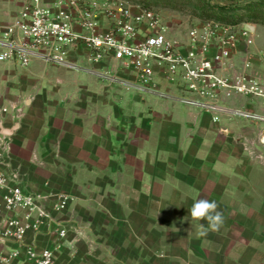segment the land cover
Returning <instances> with one entry per match:
<instances>
[{
	"label": "crops",
	"instance_id": "obj_1",
	"mask_svg": "<svg viewBox=\"0 0 264 264\" xmlns=\"http://www.w3.org/2000/svg\"><path fill=\"white\" fill-rule=\"evenodd\" d=\"M161 20L171 38L187 42V32L174 33ZM69 58L103 77L41 60L26 67L4 62L19 67L6 108L16 104L20 113L13 120L8 110L0 125L14 127L13 165L24 185L71 194L63 218H85L91 226L95 218L110 227L120 222L113 231L123 243L135 241L153 260L147 264H155L160 239L165 264H264V164L244 150L264 135V123L226 114L215 122L198 108L138 89L130 84L134 73L110 55L90 63L84 50H74ZM156 87L180 93L160 77ZM227 104L264 111L243 96ZM200 198L215 201L224 216L220 230L204 237L197 232L207 222L189 212Z\"/></svg>",
	"mask_w": 264,
	"mask_h": 264
},
{
	"label": "built area",
	"instance_id": "obj_2",
	"mask_svg": "<svg viewBox=\"0 0 264 264\" xmlns=\"http://www.w3.org/2000/svg\"><path fill=\"white\" fill-rule=\"evenodd\" d=\"M238 5L246 0H210ZM138 9L133 13V9ZM109 24L105 27L103 23ZM142 34V36H140ZM256 25L201 20L187 31V42L171 38L155 8H143L131 0H24L16 18L0 20V62L20 67L33 60L95 72L70 60L71 51L84 50L90 63L112 56L134 73V87L156 92L208 113L213 121L222 114L264 123V111L228 106L234 96L264 105V78L253 73L250 48ZM244 44L238 69L233 55ZM180 88L179 94L159 91L157 78ZM20 107L11 104L1 113ZM262 150L249 142L244 150L264 164ZM25 175L13 165L10 136L0 133V264H53L56 253L77 231L63 218L72 196L65 192L36 191L24 185Z\"/></svg>",
	"mask_w": 264,
	"mask_h": 264
},
{
	"label": "rangeland",
	"instance_id": "obj_3",
	"mask_svg": "<svg viewBox=\"0 0 264 264\" xmlns=\"http://www.w3.org/2000/svg\"><path fill=\"white\" fill-rule=\"evenodd\" d=\"M23 2L24 0H0V20L4 23L13 21ZM173 2H177V6L162 8L155 6L152 7L158 10L163 17V21L165 19L169 23L172 32L175 33L176 30L187 32L189 27H192L198 24L199 21L203 20L202 17L199 18L198 15H194V12L199 13L195 8L198 0H174ZM254 2L255 0H246L243 3L235 5V8H241L237 14L239 16L247 15L249 13L248 7ZM245 20H247L246 17L235 25L242 26L243 23H246ZM253 24L256 25V36L253 45L248 48L251 53L249 56H251L253 60L252 72L259 77L264 78V22H254ZM180 38L185 39L186 37L181 35ZM246 50V46L241 43L239 45L240 52L233 55L232 63L234 68L238 69L242 64V59L245 56L244 52ZM9 67L10 66L7 63L0 62V109L8 106L10 103L9 100L15 97L9 87L11 83H18L17 74L19 73V67ZM7 116L8 113L0 112V123L4 118L7 119ZM12 118L13 120L18 119L17 116H13ZM257 124H259V122H257ZM258 134V138L255 140V146L262 150L261 139L264 135H261V133ZM66 219L72 220V223L74 224L73 227L76 228L77 231L70 233L68 242L65 243V245H63V247L56 253L53 264H147V262H153L152 259L148 260L147 256L142 254L143 250L139 249L135 241L133 242L131 239H127V242L125 241L124 243L120 241L119 237L121 233L118 234L117 231H113V228H115L116 225H121L120 222H117L114 226L110 227L107 223L103 222V218H95L97 219V222L94 226H91L84 222L85 218ZM162 225L163 223H160L159 225L156 224L158 237L159 235H164L159 234V229H162ZM89 228L91 229V235L87 233ZM109 228H111V234L105 233ZM83 231L85 236L81 233ZM164 239L165 238H163V240ZM158 243H160L161 246L157 249L159 252L155 255L154 262L155 264H165L167 251L165 250L163 246L164 243H162L161 239L156 240V244Z\"/></svg>",
	"mask_w": 264,
	"mask_h": 264
},
{
	"label": "trees",
	"instance_id": "obj_4",
	"mask_svg": "<svg viewBox=\"0 0 264 264\" xmlns=\"http://www.w3.org/2000/svg\"><path fill=\"white\" fill-rule=\"evenodd\" d=\"M139 6L146 7H175L177 2L174 0H131ZM171 1V2H170ZM185 5V4H183ZM196 11L194 15H198L203 20H217L226 24H236L246 17V22H264V0H255L248 7L249 13L245 16H239L237 13L241 8H235L233 5L216 4L210 0H198L195 5Z\"/></svg>",
	"mask_w": 264,
	"mask_h": 264
},
{
	"label": "clouds",
	"instance_id": "obj_5",
	"mask_svg": "<svg viewBox=\"0 0 264 264\" xmlns=\"http://www.w3.org/2000/svg\"><path fill=\"white\" fill-rule=\"evenodd\" d=\"M190 217L196 221H206L207 225L200 224L198 237L207 236L209 231L218 232L224 224L223 213L218 211V204L205 198L196 200L189 209Z\"/></svg>",
	"mask_w": 264,
	"mask_h": 264
},
{
	"label": "water",
	"instance_id": "obj_6",
	"mask_svg": "<svg viewBox=\"0 0 264 264\" xmlns=\"http://www.w3.org/2000/svg\"><path fill=\"white\" fill-rule=\"evenodd\" d=\"M0 127L2 128V131L0 133L3 134V135H7V136H10L12 134L13 128H14V127H12V128H4V127H2V125H0Z\"/></svg>",
	"mask_w": 264,
	"mask_h": 264
}]
</instances>
